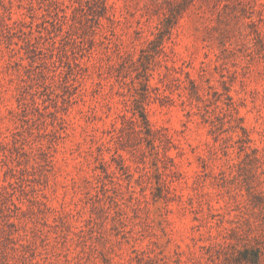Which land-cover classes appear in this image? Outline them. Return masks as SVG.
<instances>
[{"label": "rangeland", "instance_id": "obj_1", "mask_svg": "<svg viewBox=\"0 0 264 264\" xmlns=\"http://www.w3.org/2000/svg\"><path fill=\"white\" fill-rule=\"evenodd\" d=\"M245 247L264 252V0H0V264Z\"/></svg>", "mask_w": 264, "mask_h": 264}, {"label": "trees", "instance_id": "obj_2", "mask_svg": "<svg viewBox=\"0 0 264 264\" xmlns=\"http://www.w3.org/2000/svg\"><path fill=\"white\" fill-rule=\"evenodd\" d=\"M263 253L264 252L260 247H245L238 252L236 261L239 263L244 262L247 264H261Z\"/></svg>", "mask_w": 264, "mask_h": 264}]
</instances>
